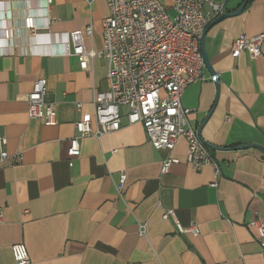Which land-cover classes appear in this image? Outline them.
I'll use <instances>...</instances> for the list:
<instances>
[{
  "label": "crops",
  "instance_id": "obj_1",
  "mask_svg": "<svg viewBox=\"0 0 264 264\" xmlns=\"http://www.w3.org/2000/svg\"><path fill=\"white\" fill-rule=\"evenodd\" d=\"M43 1L0 0V135L9 155L0 157V264H14L16 244L32 264H264L250 228L264 222V44L257 58L232 54L239 37L264 33V0L209 27L205 50L220 81L206 69L182 97L190 126L216 148L219 177L211 167L193 168L185 139L173 151L155 150L141 124H128L127 107L119 131L81 139L80 156L69 157L76 123L94 115L95 93L108 89V58L84 71L77 57L61 53L66 35L89 25L85 47L101 51L109 9L105 0H52L48 23ZM160 1L174 16L175 0ZM244 1L214 0L224 15ZM29 16L43 28L39 36L26 28ZM40 79L56 105L54 126L28 115L27 96ZM166 157L179 162L162 175ZM164 210L183 227L196 224L200 235L179 234Z\"/></svg>",
  "mask_w": 264,
  "mask_h": 264
},
{
  "label": "built area",
  "instance_id": "obj_2",
  "mask_svg": "<svg viewBox=\"0 0 264 264\" xmlns=\"http://www.w3.org/2000/svg\"><path fill=\"white\" fill-rule=\"evenodd\" d=\"M109 16L103 21V49L88 51L85 37L92 36V25L66 35L61 54L78 58L84 71H92L96 58L107 57L106 80L108 89L94 95V115L85 114L76 123L79 134L71 140L68 155L80 156V140L86 137L101 139L119 131L122 127L121 108L129 109V125L141 124L149 143L157 151H173L180 139L188 144L187 159L197 171L211 167L215 176L220 175L219 163L211 149L201 139L199 132L189 124L191 111L182 106L186 88L205 80V65L200 43L207 28L224 15L222 5L214 0H175L174 16L160 0H105ZM44 11L49 23L52 0H44ZM206 6L209 9H206ZM34 17L25 19V26L33 36H39L43 28L36 26ZM7 39L11 37L6 33ZM264 33L253 37L241 36L234 42L232 54L239 57L248 53L252 58L261 56ZM216 84L220 75L212 77ZM47 81L38 80L27 96L30 119L41 120L47 126L56 125V105L47 101ZM82 105H78L80 111ZM229 119V117H227ZM94 125L96 127L94 128ZM7 138L0 135L1 162L9 159L5 150ZM16 162L20 159L16 158ZM179 161L166 157L162 162V175L170 173ZM126 182L123 173L118 185L122 195ZM214 183L212 187H217ZM164 220H173L182 235L198 237L196 224L183 227L173 210H164ZM141 237L147 235V225L139 227ZM262 251L264 260V222L257 219L250 224ZM14 264H32L24 244L12 247Z\"/></svg>",
  "mask_w": 264,
  "mask_h": 264
},
{
  "label": "water",
  "instance_id": "obj_3",
  "mask_svg": "<svg viewBox=\"0 0 264 264\" xmlns=\"http://www.w3.org/2000/svg\"><path fill=\"white\" fill-rule=\"evenodd\" d=\"M250 0H245L244 3L241 5V7L234 13H230V14H225V15H222L220 16L218 19H216L211 25L213 24H217L227 18H230V17H234V16H238L240 15L244 10L245 8L247 7V4L249 3ZM210 25V26H211ZM209 26V27H210ZM209 27L207 28V30L209 29ZM207 30L205 31V33L203 34L202 36V39H201V43H200V50H201V53H202V57H203V62H204V65H205V68L211 73L213 74L214 76H216V72L215 70L213 69L212 65H211V62L208 58V55H207V52L205 50V45H204V40H205V36H206V33H207ZM216 74V75H215ZM213 76V77H214ZM199 135L201 137V132L199 131ZM206 144V143H205ZM207 145V144H206ZM210 149H216L215 147L213 146H210V145H207ZM239 149H246L245 146L243 147H240Z\"/></svg>",
  "mask_w": 264,
  "mask_h": 264
},
{
  "label": "trees",
  "instance_id": "obj_4",
  "mask_svg": "<svg viewBox=\"0 0 264 264\" xmlns=\"http://www.w3.org/2000/svg\"><path fill=\"white\" fill-rule=\"evenodd\" d=\"M211 153H213V151L211 150Z\"/></svg>",
  "mask_w": 264,
  "mask_h": 264
}]
</instances>
